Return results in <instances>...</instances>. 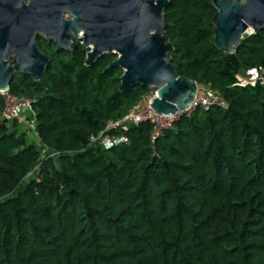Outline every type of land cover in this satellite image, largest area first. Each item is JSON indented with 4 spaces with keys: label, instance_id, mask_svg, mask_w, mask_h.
<instances>
[{
    "label": "trees",
    "instance_id": "obj_1",
    "mask_svg": "<svg viewBox=\"0 0 264 264\" xmlns=\"http://www.w3.org/2000/svg\"><path fill=\"white\" fill-rule=\"evenodd\" d=\"M169 1L173 63L228 106L153 140L150 122L107 129L150 90L121 92L123 70L104 73L115 55L88 66L79 47L40 81L16 75L35 139L1 119L0 95V264H264V83L238 84L264 67V30L226 53L213 0ZM105 131L128 141L106 149Z\"/></svg>",
    "mask_w": 264,
    "mask_h": 264
},
{
    "label": "water",
    "instance_id": "obj_2",
    "mask_svg": "<svg viewBox=\"0 0 264 264\" xmlns=\"http://www.w3.org/2000/svg\"><path fill=\"white\" fill-rule=\"evenodd\" d=\"M46 1L43 6H26L24 0H0V91L10 90L16 75L34 81L46 76L50 59L35 39L37 24L44 22L60 50H73L77 44L72 37L77 38L88 66L106 54L115 55L104 73L123 70V93L136 86L157 91L153 102L157 113L175 114L195 100L198 83L180 75L173 63L175 48L164 22L169 0ZM64 4L72 9V20L62 19L59 8ZM213 4L215 45L223 52L236 53L245 34L264 30V0H213Z\"/></svg>",
    "mask_w": 264,
    "mask_h": 264
},
{
    "label": "built area",
    "instance_id": "obj_3",
    "mask_svg": "<svg viewBox=\"0 0 264 264\" xmlns=\"http://www.w3.org/2000/svg\"><path fill=\"white\" fill-rule=\"evenodd\" d=\"M240 85H256L258 82L264 83V67H256L247 71L245 75L239 76ZM4 105L1 111V119L4 121L17 120L21 124H30L32 129L35 128V121H29L28 115L33 114L32 100L26 96H14L10 90L0 91ZM157 97V91L150 88L149 92L144 98L130 110V112L119 121L111 124L107 129L112 130L121 128L127 130L129 124H138L141 122H150L153 126L152 139L156 140L163 133L174 127L175 122L185 114H192L198 109L208 110L212 106L227 107V102L223 99L221 94L213 89L198 84V92L196 98L190 103L186 110H180L175 114H159L153 108L154 99ZM100 140L106 149L119 146L128 141L125 134L120 133L111 135L106 131L101 133L98 138L93 137V140Z\"/></svg>",
    "mask_w": 264,
    "mask_h": 264
},
{
    "label": "flooded vegetation",
    "instance_id": "obj_4",
    "mask_svg": "<svg viewBox=\"0 0 264 264\" xmlns=\"http://www.w3.org/2000/svg\"><path fill=\"white\" fill-rule=\"evenodd\" d=\"M24 3L26 6H30L31 4L33 5L36 3H41L40 5L43 6L45 3H47V1L46 0H24ZM59 10H60V15L62 16V19L64 21H69L74 18V15L72 14V9L68 5L64 4L63 6L59 8ZM50 27H52V25ZM48 28H49V25L47 26V24L44 22L37 24L35 39H36V43L40 51H42L44 54H46L49 57L50 59L49 69H50V66L52 65L53 61L57 57H60L66 53L72 52L73 50L81 47V45L77 43L78 42L77 38L72 37V41L76 43L77 46L73 50H69V49L60 50L57 47L56 37L48 33L49 31Z\"/></svg>",
    "mask_w": 264,
    "mask_h": 264
},
{
    "label": "rangeland",
    "instance_id": "obj_5",
    "mask_svg": "<svg viewBox=\"0 0 264 264\" xmlns=\"http://www.w3.org/2000/svg\"><path fill=\"white\" fill-rule=\"evenodd\" d=\"M28 120H29V119H28ZM23 127H24V129L29 133L30 138H31V139H35V134H34V132H33L32 127L30 126V124H23ZM45 151H46V150L44 149V153H46Z\"/></svg>",
    "mask_w": 264,
    "mask_h": 264
}]
</instances>
